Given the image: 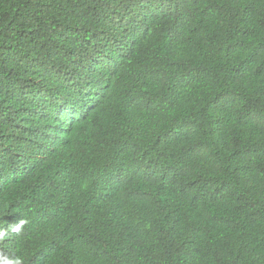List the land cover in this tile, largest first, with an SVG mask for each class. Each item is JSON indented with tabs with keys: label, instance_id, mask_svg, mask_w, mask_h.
<instances>
[{
	"label": "trees",
	"instance_id": "trees-1",
	"mask_svg": "<svg viewBox=\"0 0 264 264\" xmlns=\"http://www.w3.org/2000/svg\"><path fill=\"white\" fill-rule=\"evenodd\" d=\"M0 233V264H264V0H0Z\"/></svg>",
	"mask_w": 264,
	"mask_h": 264
},
{
	"label": "clouds",
	"instance_id": "clouds-1",
	"mask_svg": "<svg viewBox=\"0 0 264 264\" xmlns=\"http://www.w3.org/2000/svg\"><path fill=\"white\" fill-rule=\"evenodd\" d=\"M27 223L26 220H19L14 226H12L11 230L13 232H20L21 229L24 227V225ZM0 235H3V233H0ZM6 264H23V259L22 258H17L15 261H7Z\"/></svg>",
	"mask_w": 264,
	"mask_h": 264
}]
</instances>
